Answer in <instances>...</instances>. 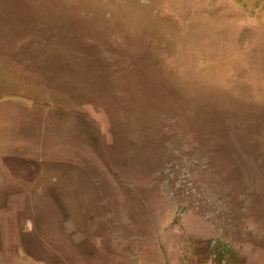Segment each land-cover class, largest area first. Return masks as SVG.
I'll use <instances>...</instances> for the list:
<instances>
[{
	"label": "rangeland",
	"instance_id": "rangeland-1",
	"mask_svg": "<svg viewBox=\"0 0 264 264\" xmlns=\"http://www.w3.org/2000/svg\"><path fill=\"white\" fill-rule=\"evenodd\" d=\"M0 264H264V0H0Z\"/></svg>",
	"mask_w": 264,
	"mask_h": 264
},
{
	"label": "crops",
	"instance_id": "crops-1",
	"mask_svg": "<svg viewBox=\"0 0 264 264\" xmlns=\"http://www.w3.org/2000/svg\"><path fill=\"white\" fill-rule=\"evenodd\" d=\"M18 161L19 164H16ZM22 160H16V161H13L12 163H10L9 165V169L11 170H15V171H18V173L21 171V170H26V165L25 164H22L21 162ZM27 164V163H26ZM28 165V164H27ZM19 174H22V173H19Z\"/></svg>",
	"mask_w": 264,
	"mask_h": 264
}]
</instances>
